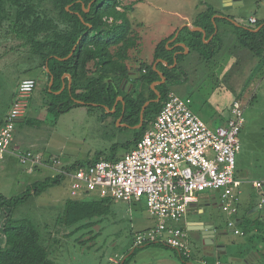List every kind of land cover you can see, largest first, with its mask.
<instances>
[{
	"label": "rangeland",
	"instance_id": "1",
	"mask_svg": "<svg viewBox=\"0 0 264 264\" xmlns=\"http://www.w3.org/2000/svg\"><path fill=\"white\" fill-rule=\"evenodd\" d=\"M243 1L244 6L234 9L245 17L238 18V21L236 20L238 23L249 25L248 18L253 14L264 20V0ZM122 2L124 5H134L133 10L129 13V19L134 32L140 37V43L132 52L131 62L133 68L138 69L137 65L140 66L141 62H147L151 58L154 46L159 43V39L167 35L164 33L166 22L168 24L177 22V14H190L195 19L201 11L207 8V5L213 3V0H122ZM6 30V28L0 27V115L3 108L10 102L13 96L12 92L16 91L19 79L27 77L37 80L33 97L29 99L27 118L23 125L19 124L18 126V130H23L26 136L25 143H36L37 152H41L47 158L59 159L60 165L58 166L86 165L98 157L111 159L115 150L116 154H123L127 145L131 143L134 133V130L128 127L125 122H119V119L128 110L125 108V102L120 100L123 105L120 106L121 113L117 121L115 119L118 114L113 113L114 106L112 109H108L109 107L100 108L83 104L59 113L48 110L46 103L50 100V95L45 92L48 82L47 71L40 67V58L32 53L30 44L26 43L25 39L7 34ZM202 51L205 54L211 53L209 48ZM189 52L185 53L188 56L184 61L188 70L184 74V83L178 93L192 99V109L210 128L216 129L218 126L226 124L225 120H228L230 116L233 99L238 98L242 104L246 105V122L239 136L241 149L236 156V178L243 181L240 214L245 216V222L240 226H244L249 222L244 213L248 209L249 202L260 200L261 194L264 193V71L256 73L253 80L248 83L250 77L243 78L247 71L252 73L253 65L256 63V56L252 53L240 51L241 54L238 56L229 57L223 67L212 70L199 62L196 51ZM247 55L252 57H246ZM251 58L253 59L251 60ZM237 60L238 63L230 66ZM193 65L196 66L195 69L190 68ZM263 65L264 62L261 67ZM241 80L244 82L243 92L236 94L231 84L237 85ZM64 100L67 99L64 98ZM19 162V159L16 160V163L7 169L0 167V191L9 194L6 196L13 197L28 189L22 191L17 183L15 169L20 167ZM19 164L27 168L21 162ZM56 167L50 164L42 167L38 171L42 174L38 180L42 181L50 177ZM50 173L52 174L50 175ZM257 181L262 183L260 188L254 186ZM215 191L212 190L220 202V192ZM68 198H71L69 187L67 183L63 182L39 195H32L26 202L14 209L12 216L15 219H30L38 227L42 242L49 246L51 254L55 253L54 250H51L50 243L53 233L55 232L54 236H56V232H60L59 230L72 232L65 244V250L67 253L75 254L74 263L76 264H106L103 260L111 254H120L124 259L133 249L135 251L131 254H139L143 249L151 252V250L159 248L154 245L160 243L135 246L134 235L130 234L133 230L131 224L134 223L135 230L138 225L133 219L135 215L131 216L130 214L132 211L148 217V221L155 220V223L157 222L153 216L148 214L145 198L141 203L132 204H123L125 202L112 200L111 211L103 216L92 217L80 229H76L77 225L72 228L63 226L58 221ZM82 199L98 198L85 196ZM115 207L116 209L121 208L122 212L118 211V214H115L113 212ZM214 210L221 218V226L227 232L225 236L228 237L218 239L217 242L222 241V244L226 246L230 239L234 242L240 241L243 236L236 235L228 226V220L235 216L223 211L219 206H214ZM5 220L6 212L0 210V245L5 243V236L1 230V225ZM59 235L61 233H58V237ZM82 237L91 238V240L85 244L79 241L74 242V239L80 240ZM256 242L258 245L260 244V241ZM188 244L192 249L193 257L198 254L205 256L208 261H214L213 256L203 254L202 245L192 236L188 237ZM103 255L104 257H102ZM254 264H259V262L255 261Z\"/></svg>",
	"mask_w": 264,
	"mask_h": 264
},
{
	"label": "trees",
	"instance_id": "2",
	"mask_svg": "<svg viewBox=\"0 0 264 264\" xmlns=\"http://www.w3.org/2000/svg\"><path fill=\"white\" fill-rule=\"evenodd\" d=\"M85 8H89V11H85ZM133 8V4L124 5L122 0H0V27L25 39L32 47V53L40 58V67L47 71L48 76L45 92L50 95V102L46 104L48 110L56 113L83 105L75 103L76 99L84 101V105L112 109L117 98L123 96L125 108L128 109L123 122L137 125L140 123V114L145 102L157 98L152 84L161 80L158 70L162 71L166 81L156 85L161 98L147 106L144 112L145 121L140 128L143 132L134 144L142 138L146 127L155 120L169 93L176 92L181 95L178 91L183 86L184 74L188 70L184 62L188 55L179 53L177 64L171 67L175 63V52L184 51L185 48L168 47L180 41L182 34H189V53L196 51L199 62L212 70L223 67L229 57L238 56L242 51L259 57V63L254 67L248 83L264 66L261 67L264 62V20H258L251 27L257 29L263 25L260 30L251 31L229 19L217 18L218 32L211 42L204 43L201 31H192L186 26L175 42L167 45L175 36V32L161 40L155 47L152 63L141 62L138 77L132 78L127 61L130 58V50L139 46L140 39L129 19ZM217 12L218 10L210 4L194 19V26H202L207 31L206 39L216 31L213 16ZM217 36L220 43L216 40ZM75 45V52L65 59ZM210 46L211 53H203L202 50ZM157 59L165 60L168 65L159 62L155 69L153 63ZM238 62L237 60L232 64ZM190 68L195 69L196 66ZM67 73L72 76L71 88L68 78H63ZM52 77L54 81L50 86ZM126 82H130L131 86L124 89ZM64 84L62 92L57 93ZM93 103L98 106L92 105ZM122 105L121 101L117 104L115 113L118 117ZM91 162L94 160L89 163ZM63 182L64 176L57 174L33 183L22 194L9 197L0 193V210L6 212V220L1 225L5 243L0 245V264H58L50 257L49 246L42 242L38 227L28 218H13L12 213L32 195H39ZM112 202L110 198H68L58 221L63 226L72 228L77 225L76 229H80L92 217L107 214ZM133 255L134 253L118 264L128 263ZM183 260L187 259L183 257Z\"/></svg>",
	"mask_w": 264,
	"mask_h": 264
},
{
	"label": "built area",
	"instance_id": "3",
	"mask_svg": "<svg viewBox=\"0 0 264 264\" xmlns=\"http://www.w3.org/2000/svg\"><path fill=\"white\" fill-rule=\"evenodd\" d=\"M258 19L250 17L255 25ZM37 86L34 78L23 79L0 127V155L15 154L21 164L57 166L64 176L71 198H110L128 203L146 200L156 219L154 226L138 231L135 246L161 243L192 257L187 231L179 226L199 196L219 190L221 208L232 214L228 226L235 234L244 231L237 224L243 181L236 178V156L241 149L240 133L245 125V104L235 99L226 124L216 129L192 109V99L169 93L155 120L133 148L117 159L100 158L89 164L60 165L57 158L14 146L17 121L25 114L29 97ZM261 187V182H255Z\"/></svg>",
	"mask_w": 264,
	"mask_h": 264
},
{
	"label": "crops",
	"instance_id": "4",
	"mask_svg": "<svg viewBox=\"0 0 264 264\" xmlns=\"http://www.w3.org/2000/svg\"><path fill=\"white\" fill-rule=\"evenodd\" d=\"M223 2H224V0H213V3H211V5H213L216 8V10H218V12L216 14H214V16H213V20L215 18V22H216L217 18H224L221 15L229 16L231 18H234L237 21H238V18H245L243 15H241L239 13V11H234V9H235L234 7H232L231 10H228V9L224 10L222 7ZM242 2H244V1L242 0ZM252 16L256 17L255 14L251 15L250 17H252ZM256 18L258 20H260L259 17H256ZM192 19L193 18L191 17L190 14H185V15L177 14V19H176L177 22H175V23L171 22L170 24H168V22L165 23L164 33L167 35L166 36L164 35L165 37L164 36L163 37L167 38L168 36H170L174 32L176 34V32L180 28H181V30H180V33H181L182 29L188 25L193 26L194 19H193V21H191ZM216 25H217V23H216ZM222 27L226 28V27H224V25H222ZM6 32H7V34L15 35V34L11 33L10 31L6 30ZM217 32H218V28H217L216 33L212 34L208 38V39L211 38L208 42H205L204 40H203V42L204 43L211 42L213 40L214 36L217 34ZM180 33H179L178 37L180 36ZM182 35H183L182 39H180V41H178L176 43H179V42L185 43L188 46V48L190 49V47H189V43H190L189 34L184 33ZM163 37L160 38L158 42H160L162 39H164ZM176 40H173L171 42L169 40L167 42V45L175 42ZM216 40L219 41V43H220V38L218 36L216 37ZM216 40H214V41H216ZM191 42H192V40H191ZM139 43H140V40H139ZM175 44H174V46H175ZM155 46H154V51H155ZM178 46H180V45H176L174 48H176ZM174 48H172V49H174ZM210 48H212V47L211 46L209 47V51H211ZM134 50L135 49L130 50V58L127 61V64L129 66V68H131V77L137 78L138 73H139V69H134L133 64L131 62V57L133 56L132 52ZM154 51L152 53L151 58L149 60H147V63H152V61L154 59ZM185 51L187 53V51H189V50L184 49V51H181L180 53H182V52L185 53ZM176 52H179V51H176ZM248 56L252 57L250 55H247L246 57H248ZM252 59L253 58H251V60ZM156 62L159 63L161 61H158V59H157L153 63L154 68H155ZM255 62L256 63H254V65H253L254 67L258 65L259 57L256 56ZM91 65L92 64H90V66ZM232 65L233 64H231L230 66H232ZM136 67H139V66L137 65ZM262 71H264V66L262 68ZM250 75H251V71H247V73L244 75L243 79H247L248 77H250ZM25 78H27V77H24V78H21L18 80L16 91L12 92L13 96H12L10 102H8V104L3 108L1 115H0V127L5 123V119L8 115V112H9L11 106H12V103L15 99L19 83ZM63 78H68V80L70 81L69 77L66 74L64 75ZM243 83H244L243 80H241L240 82L237 83V85L234 83L231 84V87L236 94H241L243 92V88H244ZM130 86H131V83L126 82L124 84V89H127ZM32 97H33V92L31 94V96L29 97V99ZM236 99H238V98H236ZM117 100L119 102L121 99H117ZM233 100H235V99H233ZM116 107L114 105L115 109H114L113 113L116 112ZM26 116H27V109H26L25 114L16 123L15 138H14L13 145L20 147L24 150H32L34 152H37L36 151L37 144L36 143H25L26 136H25L23 130H18L19 124L23 125L25 119L27 118ZM118 118L119 117H117L115 120L117 121ZM123 119H124V116H122V118L119 119V122L122 123ZM225 121H227V120H225ZM225 121H224V123H225ZM139 124L132 126V125L126 123V125L128 127L132 128L134 130V133H133V136L131 139V143H129L127 145L126 151L121 155L118 153L116 154V150H115L114 154L112 155V158L117 159V158L123 156L127 151H129L131 148L134 147V145H135L134 143H135L136 139L143 132L142 130H140V128L143 126V124L141 126H138ZM147 128H148V126L146 127V129ZM243 129H244V127H243ZM243 129H242V131H243ZM13 155L16 156L15 154H13L11 152H6L2 156L0 155V167H1V169L2 168L7 169L13 163H16V160H18V157L16 156L17 158H15ZM19 163H18V165L20 167L15 169L16 170L15 173L17 176V178H16L17 183L19 184V188L22 191L29 188L33 183H35L37 181H41L38 179H39L40 175H42V174L39 173L38 171L41 170L42 167L47 166V165L36 166L31 170V169L22 167ZM51 174L52 173H50V175ZM55 175H57L56 169H55V172L51 176H55ZM206 192L204 191L200 194V196H199L200 201L191 206L189 212L183 218V220L180 222L179 226L187 231L188 237L192 236L195 241H198L202 245L201 251L203 252V254L213 256V260H214L213 262L208 261V259L205 258V256L204 257L199 256L198 254H196L197 258L193 257V256L189 257V258L184 257L185 259H187L186 261H184L183 256L180 254V252L178 250H175V249H173L167 245L160 243V244L154 245V246L159 247V248H156V250H151V252L147 251V249H143L142 252H140L139 254L134 253L132 258L126 264H188V263H191V264H254L255 261H258L259 264H264V198H263V196H261L260 200H256L255 202L253 200H251L249 202L248 209L246 212H244L246 217L248 218L249 222L245 223L244 226H240V224L245 222V216L240 214V211H241V206H240L239 213L236 215V218H237V223H238L239 228H241L244 231L243 235H239V236H243V238L237 242H234V240L230 239L224 248L223 247L219 248V250H218L219 252L217 253V248L215 245L220 244V243L222 244V241H218L214 245L204 244L203 240L207 243L211 242V238L208 236H212V235L204 234V236H207V237L205 239H203V236H202L203 232L200 229L203 228V224L205 222L208 224L214 223L219 230H223V228L221 226V218L219 217V215L216 214V211L214 210V206L221 207L220 206L221 201L219 202L216 195L213 194L212 190L206 191ZM215 192H219V191L216 190ZM0 193L4 194V195H9V194L2 192V191H0ZM98 199H101V198H98ZM112 200H114V199H112ZM141 202H135V203H141ZM123 204H128V202H125ZM129 204H132V203H129ZM259 205H261V206L258 208ZM116 207H117V204H116ZM116 207L113 211L115 214H118V211L122 212L121 208L116 209ZM121 207H125V206H121ZM111 210H112V206L110 207V211ZM130 214H131V216L133 214L135 215V216H133V219L135 220L136 223H138V225H136L137 226L136 230H135V226L133 227L134 223L131 224V228H133V230L130 232V234L132 236L133 235L135 236V233L138 231L145 230V229L150 228V227L155 225V220L148 221V217L144 216L143 214H137L136 211L135 212L132 211ZM95 225H94V227H95ZM59 231L60 232H56V234H57L56 236H54L55 235V232H54L53 233L54 235L50 237V243H51V247H52L51 250L55 251V253L52 252V254H51V252L49 250L50 257L52 259H54L58 264H76V263H74V259L76 258L75 254L67 253V251L65 250L66 249L65 244H67V242L69 240V235L71 233L64 232V230H59ZM231 231H232V229H231ZM58 233H61V235H59V237H58ZM236 235H238V234H236ZM225 237L228 238L227 236H221V238H218V239H224ZM89 240H91V238L87 239V238L82 237L80 240L74 239V242L79 241L82 244H85ZM256 241H260V244L258 245ZM132 242H133V239H132ZM236 243H238V244H236ZM170 250H172V251H170ZM133 251H134V249L130 250L129 255ZM129 255H127L124 259H122V256L120 254H115V255L111 254L106 259H104L103 261L106 264H115L116 262H119V263L122 262L123 263ZM102 257H104V255Z\"/></svg>",
	"mask_w": 264,
	"mask_h": 264
},
{
	"label": "water",
	"instance_id": "5",
	"mask_svg": "<svg viewBox=\"0 0 264 264\" xmlns=\"http://www.w3.org/2000/svg\"><path fill=\"white\" fill-rule=\"evenodd\" d=\"M242 5H243L242 0H239V1H238V0H224V2H223V6H222V7H224V8H223L224 10H227V9H231L232 7L237 8V7L242 6ZM90 6H91V4L89 5V7H90ZM85 11H89V8H85ZM221 16L224 17V18H226V19H229L230 21H232V22L235 23L236 25L241 26V27L246 28V29H249V30H251V31H258V30H260V29L263 27V25H264V24H263V25H260L257 29H252V28H250V27H248V26H246V25H242V24L238 23L234 18H231V17L226 16V15H221ZM213 22H214V24H215L216 31H217V25H216V22H215V18H214ZM90 27H91V26H90ZM187 27H189V29L192 30V31H201L202 34H203V40H204L205 42H208V41L211 39V38H210V39H206L207 31H206L202 26H194V25L191 26V25H188ZM180 30H181V28L176 32L175 36H174L172 39H170V42L173 41V40H176V39L178 38V35H179V33H180ZM216 31H215V33H216ZM176 45H180V46L184 47L185 50H189L188 46H187L185 43L179 42V43H176L175 46H176ZM175 46H170V47H168V48H169V49H172V48H174ZM76 48H77V45L74 46V48H73L72 52L70 53V55H69L68 57H66L65 59L71 57L72 54L75 52ZM180 52H181V51H179V52H175V63H174L171 67H174V66L177 64V55H178ZM185 53H186V51H185ZM158 61H161V62L165 63L166 65H168V63H167L165 60H163V59H158ZM157 64H158V63L156 62V63H155V69H157ZM158 72H159V74H160V76H161V80H159V81H155V82L152 84V88H153V89L156 91V93H157V98H156V99H152V100H148V101L145 102V104L143 105L142 110H141V114H140V124H139L138 126H141V125L144 123V121H145V118H144V112H145L147 106H148L152 101H159L160 98H161V94H160V92L156 89V86H155V85L165 82V81H166V76H165V74H164L162 71L158 70ZM66 75H67V76L69 77V79H70V81H69V88H71V85H72V76H71V74H69V73H67ZM53 81H54V77H52V79H51L50 86L53 84ZM64 88H65V84L63 85V88H62L60 91H58L57 93H61L62 90H63ZM117 99H121L122 101H124L123 96H119ZM75 103L85 104L84 101H82V100H78V99L75 100ZM117 104H118V100H117L116 103H115V107L117 106ZM92 105H94V106H98V104H96V103H93ZM106 108H108V107H106ZM108 109H109V108H108ZM217 191H219V190L217 189ZM261 195H262L263 198H264V193L261 194ZM260 206H261V205H259L258 208H259ZM237 224H238V223H237ZM200 230L203 232V233H202L203 239H205V238L207 237V236H204V234H206V235H212V236H208V237L211 238V242L207 243V242H205V241L203 240V243H204V244H211V245H214V244H216V242H217V240H218L219 237L227 235V232H226V231H224V230H219V229L216 227V225H215L214 223L208 224V223H205V222H204V224H203V228H201ZM204 232H205V233H204ZM215 246H216V248H217V253L219 252L218 250H219L220 247H223V248L225 247V245H222V244H216ZM188 264H191V263H188Z\"/></svg>",
	"mask_w": 264,
	"mask_h": 264
},
{
	"label": "clouds",
	"instance_id": "6",
	"mask_svg": "<svg viewBox=\"0 0 264 264\" xmlns=\"http://www.w3.org/2000/svg\"><path fill=\"white\" fill-rule=\"evenodd\" d=\"M248 19H249V25H246V26H248V27L251 28V27H253L254 25L250 23V18H248Z\"/></svg>",
	"mask_w": 264,
	"mask_h": 264
}]
</instances>
